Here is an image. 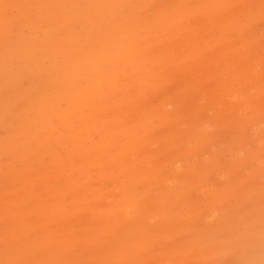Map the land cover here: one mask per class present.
I'll return each instance as SVG.
<instances>
[{"label":"rangeland","instance_id":"obj_1","mask_svg":"<svg viewBox=\"0 0 264 264\" xmlns=\"http://www.w3.org/2000/svg\"><path fill=\"white\" fill-rule=\"evenodd\" d=\"M0 264H264V0H0Z\"/></svg>","mask_w":264,"mask_h":264}]
</instances>
